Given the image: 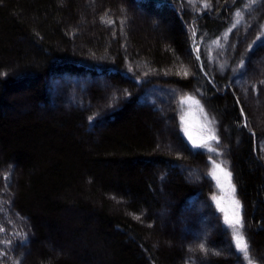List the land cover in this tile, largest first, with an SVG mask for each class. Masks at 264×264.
Wrapping results in <instances>:
<instances>
[{"label":"trees","instance_id":"trees-1","mask_svg":"<svg viewBox=\"0 0 264 264\" xmlns=\"http://www.w3.org/2000/svg\"><path fill=\"white\" fill-rule=\"evenodd\" d=\"M131 1L154 13L164 10L171 36L147 43L123 32L109 39L106 32L95 46L86 43L90 55L71 49L66 21L77 11L75 0H0V146L3 164L14 161L22 171L15 195L0 176V264H17L12 250L26 241L39 249L30 264H247L201 166L217 159L234 175L251 256L264 264V2ZM237 10L244 20L232 28ZM11 62L26 75L10 73ZM52 79L77 103L42 117L40 107L55 102L47 93ZM105 83L124 98L107 112L98 110ZM21 93L32 108L10 116L7 99ZM188 96L200 101L203 113L181 104ZM189 109L201 114L202 127L204 114L212 121L219 155L189 142ZM157 115L171 122L177 148H159ZM165 185L172 216L195 204L196 239L158 248L153 238L165 196L158 189ZM75 204L92 212L101 245L86 240L69 256L55 254L47 241L60 229L62 211Z\"/></svg>","mask_w":264,"mask_h":264},{"label":"rangeland","instance_id":"rangeland-1","mask_svg":"<svg viewBox=\"0 0 264 264\" xmlns=\"http://www.w3.org/2000/svg\"><path fill=\"white\" fill-rule=\"evenodd\" d=\"M75 1L78 3L77 11H71L67 15L69 18L66 21L68 24V34H71L73 37L72 51L78 50L80 52L83 50L90 55L95 54L91 50L86 51V49H88L86 43L91 42L92 46H95L96 43L100 41V38L105 36L106 32H108L109 39H112L113 35H119V32H123L124 35L127 34L128 36L133 35L134 37H142L143 41L147 43L155 40L164 42L169 36H171L168 35L169 25L162 22L163 19L167 18L165 15L166 13L163 12L164 10L154 13L146 9L144 6L134 3L132 4V1L130 2V0ZM59 7L63 10H67L68 4H61L59 2ZM105 19H111L113 23L106 24L104 22ZM102 38L104 39V37ZM106 39L108 38L106 37ZM190 48L191 47L189 46L186 48L189 55ZM9 66V72L12 74L14 73V75L16 74L17 77H20L23 74L26 75L27 73H24V68L18 63L11 62ZM110 87L111 83H105L103 85V100L98 105V110L100 111L107 112L115 108L118 102L124 100V98L115 93L114 90V92H108L107 90L110 89ZM47 89L49 99H55V102L50 101L51 103H47L40 107L39 115L42 117H45L44 115H46L47 110L49 109L54 113L58 111L57 108H62L61 106H64V108H72L74 103H77V101L72 98L69 89L58 79L50 80L47 84ZM87 90H90V88ZM171 96L172 94L169 93V97ZM7 101L6 111L10 116L25 114L32 108L23 93L12 95ZM200 117L201 114L194 109H189L186 114V122L192 120V124H187V129L194 139L199 138L203 134ZM156 118L161 121V132L156 137V142L159 144V148H166L169 150L177 148L178 145L176 143L172 144L174 139L171 122L168 119L162 121L158 115ZM186 136L188 137V135ZM189 142L192 144L190 140ZM212 161L213 160H209L207 163L201 164L207 173L212 171ZM214 161L218 164L223 162L222 166L227 167L229 170L228 164L224 159H217ZM186 173L189 174L190 172L186 171ZM3 174L9 179L7 191L13 195H15L16 192L18 193L19 186L17 185V182L20 181L22 177L21 168L16 165L14 161L3 164V151L0 146V176ZM192 175L196 176L197 174L194 172ZM209 176L213 182L214 188L217 190V196L223 195L220 189L216 186V181L210 174ZM191 178L194 179L195 177L191 176ZM232 180L236 186L237 198L240 200L237 194L238 187L233 174ZM158 191L165 196L164 204L157 213L159 216V220L156 222L157 233L153 238L157 247L169 248L174 244L171 243L173 240H182L183 242L187 241L188 243L192 238L196 239L193 231L194 223L192 222V214L195 210V204L186 205L182 208L179 216H172V210L170 211V208L174 202H172L173 200L169 199L166 195V185L163 188L159 187ZM95 205H97V208L100 206V204ZM219 212L224 219V213L221 211ZM60 220V229L55 230V232L53 231L51 240L47 241L48 247L55 254L69 256L68 253L72 251L73 246L75 247L76 245L83 244L86 240H91L89 244L92 243V245L94 242L95 248L101 245L99 244L100 240L98 237H94L95 221L92 212L83 210L77 204L69 205L62 211ZM38 252L39 249L36 241H33L32 243L26 241L15 247V249L12 250V256H10L14 258L16 262L19 261V264H30V262L38 256Z\"/></svg>","mask_w":264,"mask_h":264},{"label":"snow or ice","instance_id":"snow-or-ice-1","mask_svg":"<svg viewBox=\"0 0 264 264\" xmlns=\"http://www.w3.org/2000/svg\"><path fill=\"white\" fill-rule=\"evenodd\" d=\"M257 0H251V3H256ZM264 2V0H261ZM210 5L205 2L204 7H209ZM244 20L242 10H237L235 12V23L232 25V28L240 25ZM106 24H112L113 21L111 19H105ZM232 29H229V33ZM228 33H225L224 39H227ZM214 43L218 47H222L220 41H214ZM199 51V49H197ZM199 59V57H197ZM183 75L187 76L188 71L185 69L183 71ZM190 103L195 104L201 113H203V107L200 105V101L196 100L194 97H182L181 104ZM204 125L202 127V135L194 139L191 133L188 132L187 127L184 128L185 134L188 135V139L192 142L193 147L196 148H205L208 152L217 153L219 155L218 150L212 146V141H215L216 144H219V137L216 135V131L214 127H212V121L208 120L206 114H204ZM181 123L184 124V117L181 116ZM247 126V125H245ZM223 162L220 164L216 163L214 160L212 161V171L209 173L212 178L216 181V186L220 189L223 195L217 196L212 195L211 199L215 202L216 207L219 211L224 213V222L227 227L231 230L230 235L232 237V242L235 246L237 252H239L243 259L247 262V264H255L254 258L251 256L250 245L247 239L246 232L244 231V219L242 215V204L236 195V186L232 180V173L227 169V167L222 166ZM200 250L205 254L208 253L209 249L205 246V244H200ZM219 255V253H215ZM19 264V261H17Z\"/></svg>","mask_w":264,"mask_h":264}]
</instances>
